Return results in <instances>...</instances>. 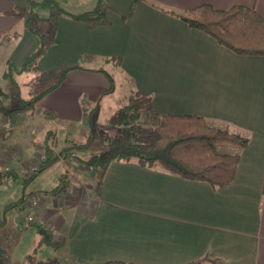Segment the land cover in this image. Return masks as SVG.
Masks as SVG:
<instances>
[{
    "label": "crops",
    "instance_id": "crops-1",
    "mask_svg": "<svg viewBox=\"0 0 264 264\" xmlns=\"http://www.w3.org/2000/svg\"><path fill=\"white\" fill-rule=\"evenodd\" d=\"M106 1L110 5L106 24L94 29L55 15L53 41L38 60L36 73L60 63L85 69L68 71L61 84L36 104L46 126L41 142L48 130L55 131V140L63 139L62 148L86 135L83 104H98L93 123L101 100L111 97L115 87L103 96L108 81L93 71L100 66L88 68L79 61L84 58L99 65L104 59L118 58L120 65L112 68L130 81L127 92L150 97L152 112L200 116L209 125L247 137L248 143L233 180L223 188L212 189L135 161H113L99 183L93 176V195L52 194L39 214L51 220L53 231L64 239L61 260L67 264H264V56L236 55L159 9L184 12L208 4L227 10L241 5L264 18V0H135L126 19L122 17L129 15L134 0ZM28 6L29 0H0V36L24 23ZM16 8L21 17L16 16ZM11 33L28 45L7 60L19 66L39 41L25 28ZM27 135L30 144L22 149L31 154L41 142L33 143ZM97 139L80 149L86 155L74 153L86 159ZM4 154L0 149V169L24 175L27 161L13 152L9 157ZM34 155L41 156L40 151Z\"/></svg>",
    "mask_w": 264,
    "mask_h": 264
},
{
    "label": "trees",
    "instance_id": "trees-1",
    "mask_svg": "<svg viewBox=\"0 0 264 264\" xmlns=\"http://www.w3.org/2000/svg\"><path fill=\"white\" fill-rule=\"evenodd\" d=\"M134 4L135 0L130 6L129 15L122 17L123 19L131 16ZM28 7L25 19L27 24H29V19L38 17L34 11L43 8L55 10L59 15L83 22L89 29L106 24V11L110 9L104 0H98L97 6L93 10L77 15L66 12L54 0L41 2L29 0ZM159 9L184 22L189 28L202 31L214 39L218 45L236 55L264 56V18L254 8L236 5L227 10H219L208 4H202L184 12ZM22 15L21 12L16 13L17 17ZM45 50L44 44L41 43L19 66L8 61V70L4 72L3 78L11 85H16L15 76L37 72V62L44 55ZM112 61L116 65H120L118 58L105 60V62ZM73 69L85 68L70 66L64 74ZM93 71L102 73L108 81V88L103 92V96L111 94L115 87L113 77L101 68ZM59 83L57 82L37 96L29 99L20 98L14 106L4 104L7 97L5 93L0 91V115L5 118H15L32 112L38 101ZM124 98L125 102L121 103L120 107L109 116L107 123L114 127H129L132 133L130 138L126 139L118 135L100 136L99 140L102 147L99 152L90 154L86 159L75 155L73 150L88 147L97 137L91 120L98 104L93 106L83 104V115L87 127L86 135L77 142H68L56 154L53 149L55 134L54 131L48 130L41 144L37 145L43 159L36 161L35 170L32 174H26L25 180H32L37 174L62 158L66 160L67 164L70 163L69 159H74L90 168L97 183L102 180L111 162L135 161L140 165L158 168L182 179L204 182L212 189L223 188L230 184L235 175L240 153L248 143L247 137L239 133H231L226 129L210 126L206 119L200 116L156 114L150 109L151 98L141 96L136 92H131L127 98ZM144 110L148 113L150 124L146 134L141 132L139 123L140 114ZM19 177L18 172L13 169L0 170V185L8 181H17ZM71 186L70 175L64 171L59 176V183L52 190V194L54 196L66 195ZM32 195L33 193H31ZM27 201L22 194L11 206L22 211ZM27 224L36 228L37 233L41 236L40 243L50 246L54 250L63 246L64 239L61 237L54 238L49 228L35 222H27ZM2 225L3 222H0V227ZM35 264L60 263L38 261ZM107 264L126 263L109 262ZM188 264L201 263L196 261Z\"/></svg>",
    "mask_w": 264,
    "mask_h": 264
},
{
    "label": "rangeland",
    "instance_id": "rangeland-1",
    "mask_svg": "<svg viewBox=\"0 0 264 264\" xmlns=\"http://www.w3.org/2000/svg\"><path fill=\"white\" fill-rule=\"evenodd\" d=\"M27 1L28 0H16L18 3H26ZM34 1L41 2L43 0ZM54 1L58 3L60 8L68 13L76 15L84 13L83 11L88 12L93 10L98 3V0ZM104 2L108 4L106 0H104ZM15 11L18 12V8H16ZM34 12L38 16L37 18L29 19V24L25 23V21L24 23L20 21L11 31H15L19 34L24 28L27 30L30 29L32 34L38 38L39 45L43 43L46 49L53 41L56 25L55 15L57 12L55 10L51 11L43 8L36 9ZM11 31L5 34V36H3L4 34L0 36V91L6 94L7 98L4 100L6 106L16 105L20 98L29 99L33 96H37L57 82L61 84L65 79L64 73L68 68L66 65L60 63L57 67H53L46 73L41 72L40 74L35 72L23 74L21 76L17 75L14 77L16 85H11L3 78L4 72L8 70L7 60L12 54H17L22 47L26 49L28 46H23L22 43H19L20 40H15L13 38L14 34H12ZM39 45L37 47H39ZM37 47L35 49H37ZM105 60L106 59L99 65L85 62L84 58L79 61L81 66L84 65L88 68L100 66L99 68L113 77L115 86L113 95L111 97H104L101 100L100 103L102 107L98 109L94 118L93 126L98 139L95 141V145L87 150V152L92 153L99 152V147H102L99 140L100 136L118 135L126 139L132 136L129 127H114L106 122L109 115L114 113L117 108L120 107L121 103L125 102L124 96H126V98L129 96L130 92L127 91L130 90L128 88H131V83L126 77H120L117 71L112 68V66H117L114 61L105 62ZM62 77L64 78L62 79ZM94 103V105H96V102ZM43 118L44 117L35 111V108L32 112L25 113L15 118H5L0 115V149H2L3 152H5L4 155L8 157L13 152L18 155L17 157H21L22 161H27V163H25L26 170L24 175H20L17 181H8L0 185V222H3V225L0 227V264H35L38 261H56L60 264H67L65 261L61 260V249L54 250L52 247L40 243L41 236L37 233L36 228L28 225L23 218L26 215L33 216L35 220L33 222L49 228L54 238H60V236L53 231L52 221L44 218L41 213L39 214L41 209L45 207V201L49 200L52 196L51 189L59 182L58 175L65 170L69 172L72 183L68 192L69 195L77 194L86 197L90 194L93 195L90 191L91 189H95L94 185L91 183V180H94L92 172L74 159H69L70 163L66 164V160L59 158V163L52 164L38 177L32 180H25V174L31 172L40 156L34 155V152L37 154V147L31 148L33 151L31 154L30 151L22 148L30 144V141L27 143L25 140L28 139L26 138V136H28L27 134L30 135L31 142H41L44 129L46 128V126H42L43 123L41 120H43ZM139 123L141 132L146 134L150 128L146 110L142 111L140 114ZM62 145V138L55 140L53 149L56 154L59 153L63 147ZM18 148H20L21 151H18ZM76 151L81 155H86L85 150ZM75 155L77 154L75 153ZM31 193H33L32 196ZM22 194H24L27 200L37 196H40V200L37 205L31 207L30 205H25L24 209L19 211L17 207L11 205L13 202L17 201Z\"/></svg>",
    "mask_w": 264,
    "mask_h": 264
},
{
    "label": "built area",
    "instance_id": "built-area-1",
    "mask_svg": "<svg viewBox=\"0 0 264 264\" xmlns=\"http://www.w3.org/2000/svg\"><path fill=\"white\" fill-rule=\"evenodd\" d=\"M39 159H43V157L42 156H40L39 157ZM35 167H36V163H35V166L32 168V170H31V172L29 173V174H32V172L35 170ZM40 200V196H37V197H31V199H28V201H27V206H29L30 205V207L31 206H35V205H37V203H38V201ZM26 222H33V221H35L34 220V217L33 216H24V218H23Z\"/></svg>",
    "mask_w": 264,
    "mask_h": 264
},
{
    "label": "bare ground",
    "instance_id": "bare-ground-1",
    "mask_svg": "<svg viewBox=\"0 0 264 264\" xmlns=\"http://www.w3.org/2000/svg\"><path fill=\"white\" fill-rule=\"evenodd\" d=\"M41 223V222H40Z\"/></svg>",
    "mask_w": 264,
    "mask_h": 264
}]
</instances>
